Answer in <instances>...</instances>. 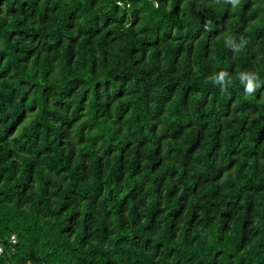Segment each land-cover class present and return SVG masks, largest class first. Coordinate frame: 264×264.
<instances>
[{
    "label": "trees",
    "instance_id": "trees-1",
    "mask_svg": "<svg viewBox=\"0 0 264 264\" xmlns=\"http://www.w3.org/2000/svg\"><path fill=\"white\" fill-rule=\"evenodd\" d=\"M0 246L264 264V0H0Z\"/></svg>",
    "mask_w": 264,
    "mask_h": 264
},
{
    "label": "built area",
    "instance_id": "built-area-1",
    "mask_svg": "<svg viewBox=\"0 0 264 264\" xmlns=\"http://www.w3.org/2000/svg\"><path fill=\"white\" fill-rule=\"evenodd\" d=\"M8 242H9L11 245H14V244L16 243V238H15V236H14V235H11V236L9 237ZM2 251H3V248H2V246H0V254L2 253Z\"/></svg>",
    "mask_w": 264,
    "mask_h": 264
},
{
    "label": "clouds",
    "instance_id": "clouds-1",
    "mask_svg": "<svg viewBox=\"0 0 264 264\" xmlns=\"http://www.w3.org/2000/svg\"><path fill=\"white\" fill-rule=\"evenodd\" d=\"M223 75H224V73H223V72H221V73H220V77H221V78H223ZM252 90H253V89H252V86H251V85H249V87H248L247 91H248V92H251Z\"/></svg>",
    "mask_w": 264,
    "mask_h": 264
}]
</instances>
